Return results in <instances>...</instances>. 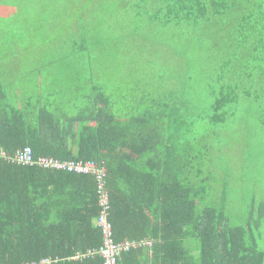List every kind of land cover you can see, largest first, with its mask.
<instances>
[{"label":"trees","instance_id":"obj_1","mask_svg":"<svg viewBox=\"0 0 264 264\" xmlns=\"http://www.w3.org/2000/svg\"><path fill=\"white\" fill-rule=\"evenodd\" d=\"M92 1L95 11L50 13L46 9L63 0H46L38 16L44 15L42 26L54 29L43 36L37 27L45 43L54 39L45 38L50 32L56 33L57 40L67 39L55 60L64 79L61 84L92 82L99 90L94 101L103 106L62 116L47 105L36 111L27 103L18 107L0 98V150L14 153L30 146L34 158L101 162L106 169L114 240L152 241L151 247L121 252L118 264H138L130 260L142 248L151 249L153 264H264V248L254 226L231 225L224 209L210 204L205 193L200 194L202 188L188 180L185 168L190 162L171 145L176 134L163 120L173 117L165 99H152L153 108L141 109L142 103L132 104L123 96L119 100L124 102L114 106L119 109H105L114 103L116 92L125 95L126 74H130L125 72L130 56L126 46L137 37L144 43L148 38L135 28V17L143 16L142 5L150 23L187 24L190 29L199 24L210 28L221 20L235 26L241 43H246L244 48L255 51L252 57L260 62L264 86V0ZM128 3L133 4L131 18L124 11L108 10L109 5L117 8ZM65 59L68 62H62ZM85 68L89 72L82 81ZM96 70L107 80L95 82ZM3 84L0 81V88ZM237 87L220 86L212 103L211 123L226 120L237 100ZM176 101L173 97L172 102ZM136 120L137 127L132 124ZM75 123L77 130H73ZM98 211L92 175L11 164L0 158V264H34L44 259L49 264H102L96 252L101 244ZM186 240L193 250L187 249Z\"/></svg>","mask_w":264,"mask_h":264},{"label":"rangeland","instance_id":"obj_2","mask_svg":"<svg viewBox=\"0 0 264 264\" xmlns=\"http://www.w3.org/2000/svg\"><path fill=\"white\" fill-rule=\"evenodd\" d=\"M16 1L19 10L13 14L20 18H17L19 22L15 18L12 21L11 15L2 14L1 10L0 26L7 28V36L29 33L22 40L23 45L12 47L20 54L16 57L17 63L24 66H21L22 71L34 63L40 64L45 77L41 84L50 85V70H44L47 68L44 64L59 57L67 39L57 40L56 33L50 32L45 38H54L52 40L57 42L45 43L42 37V44H39L40 29L43 36L54 29L42 26L44 15L38 16L42 11L39 6L46 0ZM77 2L71 4L63 0V4L52 5L46 10L59 13L97 9L92 0ZM123 7L126 8L122 10ZM108 10L117 14L124 11L130 18L134 12L132 3L119 4L117 8L109 5ZM140 12L143 16L140 20L135 17V28L139 35L148 38L144 43L137 37L134 43L126 46L130 56L126 62L128 72H125L130 74H126L125 95H121L132 104L142 103L141 109L153 108L152 99H165L168 114L172 113L173 117L163 120L176 134L171 145L183 152L190 162L185 168L188 180L202 188L200 194L205 193L210 204L224 209L231 225H253L254 234L259 233V243L264 248V86L259 77L260 62L252 57L255 51L244 48L246 43H241L242 36L235 31V26L221 20L210 28L199 24L189 29L187 24L178 27L173 22H147L143 5ZM20 25L22 28L17 29ZM29 41L33 44L35 58L21 53ZM133 46L137 47L133 49ZM88 72V68L81 72L82 81ZM101 72L97 74L96 70L97 83L107 80L101 77ZM30 77L34 79L33 74ZM229 83L238 86L237 100L231 104V112L224 122L211 123L209 118L217 91L222 84ZM173 97L177 100L174 103ZM183 100L186 102L182 105L179 101ZM248 212L252 215L248 216ZM184 244L188 250H193L188 240Z\"/></svg>","mask_w":264,"mask_h":264},{"label":"crops","instance_id":"obj_3","mask_svg":"<svg viewBox=\"0 0 264 264\" xmlns=\"http://www.w3.org/2000/svg\"><path fill=\"white\" fill-rule=\"evenodd\" d=\"M17 5L18 2L16 0H2V3L0 0V12L2 10V14H10V19L12 21L15 18L19 22L20 18L16 13L13 14V12L19 10ZM1 24L2 23H0V25ZM22 26L20 25L16 28L21 29ZM8 30L10 31L9 28ZM25 36L26 34L24 33H12L7 36V28H1L0 26V81L4 82V88H0L1 101L16 104L18 107L27 103L30 106H35L34 109H36V111H40L43 106L47 105L49 109H57V112L60 115L62 114V116L85 113L87 108L91 110L94 105L103 106L102 103H96V101H94L95 97H97L96 95L99 94V90L96 89L92 82L84 86L62 85L61 83L64 79L61 80L62 73L60 72V64L56 63L55 60L44 64L47 66V68L44 67V70H50V77L48 76L50 78V85L41 84L45 77L41 74L39 68L40 64L34 63V65L30 66L33 68L28 67V70L22 71L21 68L24 66L21 65V67L17 63L18 60H16L19 51L17 48L13 49L12 47L23 45L22 40ZM40 39L41 38H38V43L42 44L40 43ZM52 42L55 43L53 40ZM31 47H33V44L29 41L22 47L21 53L35 58L32 55L34 50ZM31 74L34 75V79L30 77ZM35 80L37 81L35 82ZM120 98L123 99V95L116 92L113 97L115 104L112 103L110 108L105 109H107V111L115 110L114 108L119 109L114 106L117 105L116 103H119ZM122 102L124 101L121 100L120 103L122 104ZM108 104H110L109 101ZM120 107L123 108V105ZM92 110H96V107ZM89 123H93V121H89ZM136 123H132L133 126H139L137 120ZM73 130H77V123L74 124ZM142 250V253H139L141 256L137 255L133 257L130 262L137 261L138 264H144L145 262L147 264H153L155 258L152 256L151 249L142 248Z\"/></svg>","mask_w":264,"mask_h":264},{"label":"built area","instance_id":"obj_4","mask_svg":"<svg viewBox=\"0 0 264 264\" xmlns=\"http://www.w3.org/2000/svg\"><path fill=\"white\" fill-rule=\"evenodd\" d=\"M0 158L11 164L28 166L36 165L44 169L89 174L94 177L97 203L99 207L96 225L101 232V244L96 252L101 257L102 264H118L119 254L123 251L129 250L131 247H151L152 241L149 239L126 240L122 242H116L114 240L112 224L109 220L110 200L109 191L106 185V169L101 162H96L94 160H61L51 156H39L34 158L30 146H24L17 149L14 153H6L5 151L0 150ZM49 263V259H44L41 260L40 263L34 264Z\"/></svg>","mask_w":264,"mask_h":264}]
</instances>
